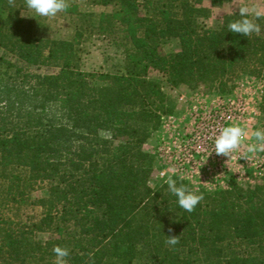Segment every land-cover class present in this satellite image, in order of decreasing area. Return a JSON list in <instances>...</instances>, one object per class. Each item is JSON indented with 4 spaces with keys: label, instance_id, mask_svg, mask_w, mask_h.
Wrapping results in <instances>:
<instances>
[{
    "label": "trees",
    "instance_id": "trees-1",
    "mask_svg": "<svg viewBox=\"0 0 264 264\" xmlns=\"http://www.w3.org/2000/svg\"><path fill=\"white\" fill-rule=\"evenodd\" d=\"M85 1L102 11L69 0L58 14L73 34L53 40L21 16L25 0H0V264H54L57 245L68 264H264V178L201 192L189 213L167 184L150 186L144 148L168 113L151 73L192 94L264 77V18L246 37L228 30L238 12L214 29L199 23L234 0ZM91 36L109 40L121 63L81 70ZM171 42L178 49L165 51Z\"/></svg>",
    "mask_w": 264,
    "mask_h": 264
},
{
    "label": "rangeland",
    "instance_id": "rangeland-1",
    "mask_svg": "<svg viewBox=\"0 0 264 264\" xmlns=\"http://www.w3.org/2000/svg\"><path fill=\"white\" fill-rule=\"evenodd\" d=\"M70 1L78 4L81 12L98 14L102 11L99 7H89L85 0ZM245 5L264 10V0H234L224 8L213 9L211 16L201 19L199 23L205 28L214 29L221 23L225 14L238 12L239 7ZM21 16L37 21L41 26L39 34L43 38L68 40L73 34V27L65 16L57 14L55 17H41L29 9L22 11ZM261 35L264 36V29L261 30ZM177 49L178 46L175 42L165 46L167 52ZM1 53L0 50V55ZM80 58L81 70L86 73L99 74L119 65L122 61V54L109 40L91 36L81 45ZM37 71L41 73L55 72L51 68H40ZM150 77L162 85L168 108V113L162 117L159 129L144 146L154 163V172L150 180L152 188L166 184L165 180L169 175L174 180L185 182L189 189L196 194L226 190L232 181H236L242 186H250L264 178V152L258 151L251 154L250 161L239 159L243 149L235 153L234 159L228 163H226L228 159L226 157L215 162L204 160L198 167L189 170L188 177L181 179L175 173L174 164L164 151L167 146L176 150L179 141L193 130L196 114L205 123H214L213 118L215 117V122L225 123V126L237 124L247 132L244 138L245 145L256 143L252 135L253 132L264 129V109H262V105H264V77L244 76L227 92L200 90L193 94L170 87L164 77L158 73H151ZM228 110L229 112H227ZM239 110L243 112L240 121L238 120ZM222 116L224 117L223 121H219L218 118H222ZM101 136L108 137V134L102 133ZM28 213L38 215L39 210L29 209ZM38 238L45 239L46 236L40 234Z\"/></svg>",
    "mask_w": 264,
    "mask_h": 264
},
{
    "label": "clouds",
    "instance_id": "clouds-1",
    "mask_svg": "<svg viewBox=\"0 0 264 264\" xmlns=\"http://www.w3.org/2000/svg\"><path fill=\"white\" fill-rule=\"evenodd\" d=\"M8 3L14 6L15 0H8ZM25 6L38 16L55 17L58 13L67 11L70 4L69 0H25ZM238 13L240 19L231 21L228 24V30L230 32L242 34L246 37L260 32V26L256 21L264 18V10L245 5L239 7ZM22 15L24 14L22 13ZM246 135V130L237 124L222 127L214 137L213 151L218 156L228 158L226 161V163H228L230 160L234 159L235 153L243 149L239 159L250 161L252 158L251 154H255L258 151L264 152V129H258L253 132L252 135L256 143L245 145L244 138ZM211 153L209 155H211ZM165 183L168 186L169 192L177 198L179 207L189 213L193 212L197 205L203 200L202 194H196L183 184L177 186L176 181L171 175L166 178ZM145 203H147V201H145ZM169 231L171 232L172 230L169 229ZM165 243L170 246H175L179 243V236L169 235ZM52 251L55 254L54 264H68L67 258L70 256V250L67 247L57 245L53 247Z\"/></svg>",
    "mask_w": 264,
    "mask_h": 264
},
{
    "label": "built area",
    "instance_id": "built-area-1",
    "mask_svg": "<svg viewBox=\"0 0 264 264\" xmlns=\"http://www.w3.org/2000/svg\"><path fill=\"white\" fill-rule=\"evenodd\" d=\"M227 112H229V110ZM242 116L243 112H240L239 110V121ZM218 119L219 121H223L224 117L222 116V118ZM213 121L214 123L202 122L201 118H198V114H196L193 130L188 134V136H185V138H182L179 141L176 150L170 146H167V148L164 149L166 155L169 156L170 160L174 164L175 173L179 175L181 179L188 177L189 170L198 167L204 160L215 162L221 161L225 158L224 156L216 155L213 151L214 137L218 134L222 127H225V123L221 124L220 122H215V117L213 118ZM210 153L211 155H209Z\"/></svg>",
    "mask_w": 264,
    "mask_h": 264
}]
</instances>
